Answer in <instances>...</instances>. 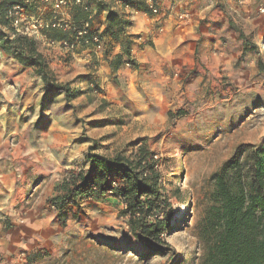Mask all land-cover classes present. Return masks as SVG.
<instances>
[{"label": "rangeland", "instance_id": "374dc122", "mask_svg": "<svg viewBox=\"0 0 264 264\" xmlns=\"http://www.w3.org/2000/svg\"><path fill=\"white\" fill-rule=\"evenodd\" d=\"M53 1H45L41 11L52 10ZM206 5L210 6L201 23L205 25L200 26L204 28L196 33L197 61L188 74L176 71L181 84L177 92L138 89L111 70L101 80L92 65L72 56L75 52L36 37L50 77L71 90L73 98L66 103L62 94H49L38 76L0 50L5 63L20 66V93L2 73H10L9 65L0 67V162L6 158L11 172L20 174V187L27 189L19 225L33 233L36 244L20 252L22 264L200 263L196 223L209 175L238 145L264 143V12H260L264 0H205ZM68 7L57 16L63 19ZM109 9L116 11L110 0L103 11L104 28L110 23ZM146 11L149 16L159 14H151L148 5ZM95 30L101 33L102 28ZM5 36L12 38L13 33L0 24V41ZM129 36L132 42L141 37ZM144 41L141 45H150ZM243 47L247 51L242 55ZM108 52L106 43L101 54ZM12 102H20V111L6 112L5 105ZM140 146L153 156L161 191L174 213L173 230L166 237L173 255L147 258V251L119 218L116 204L83 202L73 212L78 218L62 225L48 202L54 186L69 172L87 169L89 155L132 158ZM38 195L42 221L26 217ZM0 227L5 233L14 225L0 220Z\"/></svg>", "mask_w": 264, "mask_h": 264}, {"label": "trees", "instance_id": "16d2710c", "mask_svg": "<svg viewBox=\"0 0 264 264\" xmlns=\"http://www.w3.org/2000/svg\"><path fill=\"white\" fill-rule=\"evenodd\" d=\"M96 7V14L103 13L107 2L87 0ZM123 7L136 4L135 0H110ZM30 2V3H27ZM42 0H0V24L13 33L0 41V50L13 55L18 64L38 76L49 94H62L66 103L73 98L71 90L53 80L46 60L37 50L36 40L14 33L8 12L19 4L28 16L43 22L54 16L52 10L42 12ZM76 11L69 30L47 29L42 31L52 42L68 41L89 20L93 27V10L88 3L69 4ZM145 12H147L145 10ZM91 16V19H89ZM108 27L101 30L119 44L120 53L109 63L112 73L124 66L136 68L131 58V37L125 29L130 23L117 11L108 10ZM97 31V30H95ZM123 38V39H122ZM106 44V42H105ZM242 55L247 49H241ZM264 71V70H263ZM87 169L69 172L53 188L48 201L62 224L77 219L74 210L83 202H104L119 207V218L126 221L129 233L142 244L147 258L174 254L166 241L172 232L173 210L169 198L161 191L160 175L153 156L140 146L132 156H88ZM204 193L201 217L196 223L197 237L202 246L199 264H264V143L258 146L238 145L231 156L209 175Z\"/></svg>", "mask_w": 264, "mask_h": 264}, {"label": "crops", "instance_id": "0c3cea01", "mask_svg": "<svg viewBox=\"0 0 264 264\" xmlns=\"http://www.w3.org/2000/svg\"><path fill=\"white\" fill-rule=\"evenodd\" d=\"M103 1L109 2V0ZM153 1L159 11L156 16H149L145 13L148 5L147 0H135L136 4L129 7H122L119 2H111L112 9L123 15L131 24L126 29V34L143 37L141 41H133L131 44L130 54L137 68H121L116 75L122 79H128V83L138 89L154 87V89L167 91L170 89L177 92L181 89V84L175 79L176 71L179 69L182 73L188 74L190 66L194 61H197L194 55L198 37L196 33L199 28H204L200 26L205 25L201 23L205 18L206 9L210 5L205 6V0ZM83 2L88 3L93 10V29L99 27L103 29L106 24L104 13L97 15L94 4L87 0H83ZM75 16L76 11L69 8L62 13V18L69 23ZM206 25L208 26V24ZM144 40L149 41L150 45H141ZM105 41L110 46L111 53L95 55L80 48L72 55L84 60L88 66L92 65V69L96 71L101 80H104L110 73L109 63L120 53L119 44L111 40L108 35H106ZM3 64L9 65L10 73L0 71L9 77H6L7 80H11L8 83L13 85L11 86L12 90H18L20 93V89H17L20 86V66L13 61L12 63H5L0 56V67H4ZM186 84L184 88H186ZM5 106L8 113L14 110L20 111V102L8 103ZM10 169L6 163V158L3 159L0 162V220L8 221L14 225V228L5 233H0V264H22L23 259L20 258V252L35 247L36 237L31 232L28 234L27 229L20 230L19 224L20 218H22L20 216V203H22L27 189L24 186L20 187V174L11 172ZM32 191L36 193L37 190L33 189ZM41 203V197L38 195V198L27 209L26 217L32 215L30 218L42 221L44 211H39ZM18 207L19 210H17ZM27 219L25 218V220Z\"/></svg>", "mask_w": 264, "mask_h": 264}, {"label": "built area", "instance_id": "2783aa9c", "mask_svg": "<svg viewBox=\"0 0 264 264\" xmlns=\"http://www.w3.org/2000/svg\"><path fill=\"white\" fill-rule=\"evenodd\" d=\"M72 2L74 4H80L81 0H54L51 8L55 16L48 22H43L34 16L26 15L20 8V5L15 4L14 6L10 7L8 12L10 25L14 33L26 35L35 40L36 37H40L50 45H56L61 47L67 53H74L77 49L80 48L88 50L95 54L103 52L106 48L105 40L102 36H100L99 31H95L93 29L89 20L82 22L80 30H78L76 34L68 41L52 42L46 39L45 36L42 34V31L47 29H70L71 23L59 18L57 16V12L62 7L67 6ZM147 4L149 12H151V14L153 15H156L158 13V9L154 5L152 0H147ZM260 12L262 13L264 12V10L261 9ZM89 19H91V16H89ZM137 40L141 41L142 38L138 37ZM144 42L145 41H143V43Z\"/></svg>", "mask_w": 264, "mask_h": 264}]
</instances>
